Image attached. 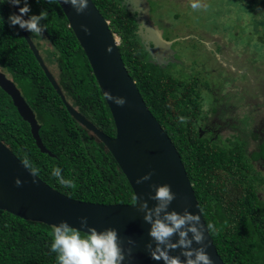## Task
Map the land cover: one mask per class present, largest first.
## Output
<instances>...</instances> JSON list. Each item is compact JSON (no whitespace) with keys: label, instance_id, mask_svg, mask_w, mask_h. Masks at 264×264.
Returning a JSON list of instances; mask_svg holds the SVG:
<instances>
[{"label":"trees","instance_id":"16d2710c","mask_svg":"<svg viewBox=\"0 0 264 264\" xmlns=\"http://www.w3.org/2000/svg\"><path fill=\"white\" fill-rule=\"evenodd\" d=\"M92 1L119 36L118 50L129 75L181 158L205 224L214 226L215 230L208 232L221 260L224 264H264V167H258L262 162L264 166V139L247 137L252 133V119L237 114L238 124L247 126L249 132L236 130L223 138L222 132L237 126V122L231 125L223 119L227 107L221 111L210 96L206 100L213 108L204 112L206 100L199 78L176 77L154 64L137 36L135 20L124 7L114 0ZM28 2L34 14L47 11L44 31L27 34L48 68L55 67L66 99L97 128L114 137L108 106L62 8L57 1ZM10 13H14L12 5L0 3V69L10 75L33 111L48 152L36 146L29 125L1 89L0 141L46 184L72 199L134 204V193L115 159L69 115L21 30L7 23ZM217 48L219 52L221 46ZM251 144L257 149L249 150ZM57 166L73 181V187L61 185L51 175ZM52 229L0 210V264H56L55 253L49 251Z\"/></svg>","mask_w":264,"mask_h":264},{"label":"water","instance_id":"95a60500","mask_svg":"<svg viewBox=\"0 0 264 264\" xmlns=\"http://www.w3.org/2000/svg\"><path fill=\"white\" fill-rule=\"evenodd\" d=\"M56 1L62 8L68 26L89 62L92 74L110 111L115 136H108L97 128L66 99L39 50L27 32L20 29L67 112L104 144L126 177L134 196L137 197L136 204L148 199V193L153 191L149 187L150 184L167 183L176 193L169 210L182 212L183 209L188 208L189 211L198 213L201 224L206 226L181 158L171 139L147 108L129 75L118 50L119 39L114 36L109 23L92 0H89L88 7L79 14L69 5L64 4L63 0ZM143 2L144 0H137L135 7L144 10V18L149 20ZM12 7L14 12L18 13L19 6L12 5ZM141 23L142 21L138 20V24ZM81 25H86L89 32L82 31ZM148 26L150 30L144 32L141 41L152 45L146 48L148 55L154 64L160 65L164 62L163 57L167 54L166 50L171 43L166 42L156 28L151 29L152 23H148ZM0 89L11 98L19 116L29 125L36 146L42 152H48L40 138V125L33 111L12 79L8 78L1 69ZM106 93L125 97L126 103L117 106L113 101L106 99ZM149 171L153 172L151 179L136 184V178ZM17 177L21 180L20 186L15 184ZM148 203L151 207L155 201L149 200ZM136 204H100L72 199L46 184L0 141V210L25 221L39 222L52 228L60 221H67L70 225L79 228L81 227L79 217L86 216L87 224L98 230L116 228L125 248L129 247L127 243L129 238L136 241L132 264H163L162 261L152 260L144 250V244L150 239L147 235L149 225L143 221V213ZM175 239L174 236L173 240ZM205 242L208 246L207 251L213 258V264H224L208 231L205 232ZM193 247L196 245L194 244ZM180 251L177 248L172 250L171 254L180 255ZM181 259L184 257L181 256Z\"/></svg>","mask_w":264,"mask_h":264},{"label":"rangeland","instance_id":"374dc122","mask_svg":"<svg viewBox=\"0 0 264 264\" xmlns=\"http://www.w3.org/2000/svg\"><path fill=\"white\" fill-rule=\"evenodd\" d=\"M149 1L152 8L151 20L155 24L157 19L165 14L176 19L167 18L168 21L166 20V23L172 27L170 29H173V31L169 29V35L180 30L185 35L189 32V28H195V32L192 33L195 37L192 38L189 35V39L181 42L178 47L180 50L178 56L183 62L181 65H176L173 61V66L168 68V72L181 76L189 72V75L197 76L203 87L202 98L206 100L211 96L213 101L219 103L221 111L225 106L227 107L228 112L223 111L224 114H222L225 121L229 120L233 125L232 122L236 123L239 116L241 119L251 118L252 124L249 128L252 133H247V137L250 139L258 136L264 139V11H261L264 10V5L262 0H259L260 3L254 0L252 2L249 0H174L178 9H166L161 0ZM135 3L137 0L131 1L134 6ZM193 3L198 4V7L193 8ZM129 9L132 12L140 10L130 6ZM245 10L252 11V15L249 16ZM137 20H139L138 17ZM259 23L263 26L259 27ZM200 40L210 43H208L209 52L215 51L225 56V59L221 61L228 69L227 71L215 62L216 58H211L205 53L204 45L199 46ZM218 45L221 46L219 52ZM49 67L57 78L55 67ZM7 77L11 79L9 74ZM204 84L208 85V88ZM212 108L213 106H210L207 100L203 101L204 112H210ZM210 122L215 124L216 121L210 120ZM225 124L227 125L228 122ZM236 130L237 133L249 132L247 126L243 127L237 122V126L230 127L221 135L227 138L230 132ZM254 148V144H251L249 150ZM258 167H264L263 162Z\"/></svg>","mask_w":264,"mask_h":264},{"label":"clouds","instance_id":"9594fccd","mask_svg":"<svg viewBox=\"0 0 264 264\" xmlns=\"http://www.w3.org/2000/svg\"><path fill=\"white\" fill-rule=\"evenodd\" d=\"M5 2L19 6L18 13H10L7 17L10 27L18 26L19 29L32 34H41L44 31L42 21L47 18L45 9L34 14L28 0H0V3ZM45 2L51 4L56 0ZM88 2L89 0H63V3L69 5L77 14L88 7ZM192 7H198V4L193 3ZM81 29L85 33L89 32L86 25H81ZM106 99L113 101L117 106L126 103L125 97L113 96L111 93H106ZM51 175L63 186H74L72 180L62 175L59 166L51 170ZM152 175V171L146 172L137 177L135 182L139 185L149 181ZM15 184L21 185L18 177ZM149 187L153 191L148 193L147 200L136 204L137 197L132 198L133 203L143 213V221L149 225L147 235L150 239L144 244V250L149 257L155 261H162L163 264H213V258L207 251L205 232L214 231V226L202 225L200 215L189 211L188 208L182 212L169 210V205L176 197L169 184H150ZM149 200L155 201L151 207ZM79 222L81 225L79 228L67 221H60L53 227L49 251L55 253L56 264H132L135 240L129 238L127 240L129 247L125 248L116 228L98 230L87 224L86 216L79 217ZM194 244L196 247H193ZM177 248L181 250L180 255H172L171 251ZM181 256L184 259H181Z\"/></svg>","mask_w":264,"mask_h":264},{"label":"flooded vegetation","instance_id":"af4514ba","mask_svg":"<svg viewBox=\"0 0 264 264\" xmlns=\"http://www.w3.org/2000/svg\"><path fill=\"white\" fill-rule=\"evenodd\" d=\"M114 1H117L119 4H120V6H123L124 7V9L127 11V13L135 20V22H136V24H137V30H136V32H137V36H138V38L140 39V41H141V36L143 35V32H145L146 33V31H149L150 30V27L148 26V23H152V25L153 26H151V29H153V28H156L157 29V32H160V34H161V37L166 41V42H168V43H171L170 45H169V48L171 49V50H166L167 51V54L163 57V60H164V62H162L159 66L160 67H162L163 69H167L168 70V68L170 67V66H173L172 65V62L174 61V63L176 64V65H181V63L183 62H181V59H180V57L178 56L179 55V52H180V50L178 49V47H179V45H180V43L181 42H183L184 40H187V39H189L188 38V36L189 35H191L192 36V38L193 37H195L194 36V34H192V33H194L195 32V28H189V32L187 33V34H185V35H183V33H182V30H180V31H175V32H173L171 35H169L168 34V31H169V29L170 28H172L171 27V25L170 24H167L166 23V20L168 21V19L167 18H172V19H175V18H173V17H169L167 14H165V15H163V16H161L160 17V19L158 18L157 20V22H156V24H155V22H153L151 19H152V16H151V14H150V10L152 9L151 8V1H149V0H144V7L146 8V10H147V12H148V17H149V20H151V21H149V20H145V18H144V10H135L134 12H132L130 9H129V6L130 7H132L133 9H135V6L134 5H132L131 4V1L132 0H114ZM162 2H163V4H164V6H166V9H170V8H175V9H178V7L176 6V2L174 1V0H161ZM93 2V1H92ZM123 2H125V3H123ZM129 3V4H128ZM96 6V5H95ZM97 8V7H96ZM98 9V8H97ZM137 17L139 18V20H142L143 22L139 25L138 24V20H137ZM176 20V19H175ZM170 30H172L173 31V29H170ZM112 31V30H111ZM113 32V31H112ZM144 33V34H145ZM113 34H114V36H116V37H118V39H119V36L115 33V32H113ZM119 41H120V39H119ZM144 45H145V47L146 48H150V47H152V45L151 44H145V42H142ZM208 43L209 42H207V41H202V40H200V42H199V46H203L204 45V49H205V53L209 56V57H211V58H216L215 60V62L217 63V64H220L222 67H224V65H223V63H222V61L221 60H223V59H225V56H222V54H217V53H215V51H211V52H209V46L210 45H208ZM210 44V43H209ZM173 50V53H170L171 51ZM163 54H164V52H163ZM212 54H214V56H212ZM174 58V59H173ZM153 59H155V58H153ZM225 68V67H224ZM228 69L227 68H225V71H227ZM176 76H179V77H183V78H188V77H190V76H194V75H189V72H185V74L183 75V76H181V75H179V74H175ZM196 78H198L197 76H195ZM203 78V77H202ZM202 81V80H201ZM204 81V80H203ZM202 81V82H203ZM211 105V104H210ZM256 144H254V146H255ZM254 149H257L256 147L254 148ZM258 154H261V153H259L260 151L259 150H255Z\"/></svg>","mask_w":264,"mask_h":264}]
</instances>
